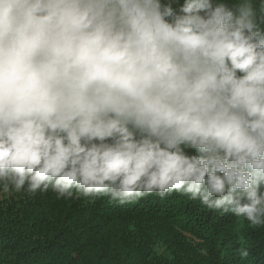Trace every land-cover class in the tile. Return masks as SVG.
Returning <instances> with one entry per match:
<instances>
[{
  "label": "clouds",
  "instance_id": "clouds-1",
  "mask_svg": "<svg viewBox=\"0 0 264 264\" xmlns=\"http://www.w3.org/2000/svg\"><path fill=\"white\" fill-rule=\"evenodd\" d=\"M175 2L0 0L3 194L176 193L264 226V0Z\"/></svg>",
  "mask_w": 264,
  "mask_h": 264
},
{
  "label": "trees",
  "instance_id": "trees-1",
  "mask_svg": "<svg viewBox=\"0 0 264 264\" xmlns=\"http://www.w3.org/2000/svg\"><path fill=\"white\" fill-rule=\"evenodd\" d=\"M0 264H264V226L176 193L119 204L0 191Z\"/></svg>",
  "mask_w": 264,
  "mask_h": 264
},
{
  "label": "rangeland",
  "instance_id": "rangeland-1",
  "mask_svg": "<svg viewBox=\"0 0 264 264\" xmlns=\"http://www.w3.org/2000/svg\"><path fill=\"white\" fill-rule=\"evenodd\" d=\"M159 248V245L157 246V249Z\"/></svg>",
  "mask_w": 264,
  "mask_h": 264
}]
</instances>
